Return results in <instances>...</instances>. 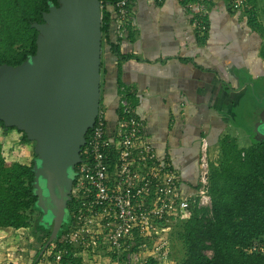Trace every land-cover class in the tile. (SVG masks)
I'll return each instance as SVG.
<instances>
[{
	"label": "crops",
	"instance_id": "obj_1",
	"mask_svg": "<svg viewBox=\"0 0 264 264\" xmlns=\"http://www.w3.org/2000/svg\"><path fill=\"white\" fill-rule=\"evenodd\" d=\"M239 1L209 0L205 33L195 25L188 1L133 0L126 34L111 33L122 54L133 58L119 60L109 46L102 55L108 134L114 136L120 115L119 89L127 90L144 123L143 139L175 169L184 196L198 187L203 138L212 167L221 162L226 137L239 148L255 142L238 118L252 80L264 77L263 42L244 29L249 15Z\"/></svg>",
	"mask_w": 264,
	"mask_h": 264
},
{
	"label": "built area",
	"instance_id": "obj_2",
	"mask_svg": "<svg viewBox=\"0 0 264 264\" xmlns=\"http://www.w3.org/2000/svg\"><path fill=\"white\" fill-rule=\"evenodd\" d=\"M132 2L115 0L112 5L119 37L130 24ZM188 4L194 8L195 25L206 30L209 0H188ZM143 128L130 100L121 96L120 115L111 137L106 110L100 105L75 169L73 194L83 205L74 211L72 225L63 236L64 247L54 255L55 263L69 248L94 252L106 243L112 264H151V259L154 264H165L171 254L170 221L178 215L190 216L194 203L212 208L208 140L203 138L200 145L197 190L184 196L177 172L143 139ZM153 239L157 241L149 250L147 245ZM246 251L264 255V239L255 240Z\"/></svg>",
	"mask_w": 264,
	"mask_h": 264
},
{
	"label": "water",
	"instance_id": "obj_3",
	"mask_svg": "<svg viewBox=\"0 0 264 264\" xmlns=\"http://www.w3.org/2000/svg\"><path fill=\"white\" fill-rule=\"evenodd\" d=\"M102 18L101 0L50 3L43 22L32 23L38 31L35 54L0 66V121L34 142L38 223L52 227L44 249L62 230L76 165L99 113ZM250 132L264 142V107Z\"/></svg>",
	"mask_w": 264,
	"mask_h": 264
},
{
	"label": "trees",
	"instance_id": "obj_4",
	"mask_svg": "<svg viewBox=\"0 0 264 264\" xmlns=\"http://www.w3.org/2000/svg\"><path fill=\"white\" fill-rule=\"evenodd\" d=\"M101 1L102 35L110 51L119 60L133 58L132 55L122 54L119 43L111 39L114 12L109 7L115 0ZM260 1L244 0L241 5L245 6L251 27L264 37V25L258 22ZM50 3L58 5V0H0V66L4 63L18 65L35 54L38 31L32 23L43 22V13L49 9ZM261 55L264 58V42ZM119 93L129 97L127 90L119 89ZM0 125L5 132L17 130L21 133V142H33L17 127L7 128L3 121H0ZM221 147L220 164L211 166L212 208L192 204L188 219L179 221L174 218L178 221L175 224L176 230L169 232V237L183 246L185 254L179 264H264V255L246 251L255 240L264 239V142L255 141L246 148H239L235 140L226 137ZM33 161L29 164L8 163L0 141V228L18 230L37 224L41 212L36 206ZM82 205L83 201L73 194L72 200L68 202L67 220L58 239L53 242L55 253L64 247L63 236L72 225L74 211ZM49 235L50 232L48 238ZM48 238L33 264H37L46 253L44 245ZM83 262L82 253L69 248V253L56 264ZM150 263L154 264L155 260L151 259Z\"/></svg>",
	"mask_w": 264,
	"mask_h": 264
},
{
	"label": "rangeland",
	"instance_id": "obj_5",
	"mask_svg": "<svg viewBox=\"0 0 264 264\" xmlns=\"http://www.w3.org/2000/svg\"><path fill=\"white\" fill-rule=\"evenodd\" d=\"M263 6L264 0H261L258 6V22L264 25V14L262 13ZM244 11L245 9L243 12ZM245 15L248 17L247 13H245ZM248 22L246 23V26H244V29L248 31L249 35L256 32L257 41L260 40L261 43L264 42V37L261 36V33L259 31H255L253 27L248 24ZM106 47H108V44L102 35L103 57ZM252 83L253 85L249 88V97L247 96L248 99L243 100L239 108L238 121L241 125V129H243L244 124H246L250 130L253 128V125L259 118V114L264 104H261L260 102L261 99H264V77L254 79L252 80ZM102 84L103 73L101 71V91L103 89ZM240 131L245 134L242 130ZM21 138L22 134L17 132V130H8V132H5L0 125V141L3 144V153L8 163L21 162L29 164L35 158L34 142L24 143L21 142ZM209 156L211 164L212 155L210 152ZM67 215L65 221L67 220ZM188 217L189 215L185 214L178 215L177 220H186ZM177 222L178 221H175L174 218L170 221V232H174L176 230L175 224ZM46 225L42 222L40 224L37 222V224H32L28 228L18 230L12 228H0V264H33V262L37 259L38 251L42 248L43 243L48 238V234L51 231V225ZM169 239L171 242V254L169 260L164 263L179 264L185 254L183 246L170 237ZM156 241L157 239L151 240L149 245H147V248L150 250L153 243ZM54 246L55 245L52 242V246L47 248L46 253L37 264H56L52 258L55 254ZM76 253H82L84 264H112L110 259L111 252L106 243H103L102 246L97 248L94 252L86 249H76Z\"/></svg>",
	"mask_w": 264,
	"mask_h": 264
},
{
	"label": "flooded vegetation",
	"instance_id": "obj_6",
	"mask_svg": "<svg viewBox=\"0 0 264 264\" xmlns=\"http://www.w3.org/2000/svg\"><path fill=\"white\" fill-rule=\"evenodd\" d=\"M260 102H261V104H263L264 103V99L262 100H260ZM263 107H264V104H263ZM40 216V215H39ZM39 218V217H38ZM37 222H38V220H37Z\"/></svg>",
	"mask_w": 264,
	"mask_h": 264
}]
</instances>
